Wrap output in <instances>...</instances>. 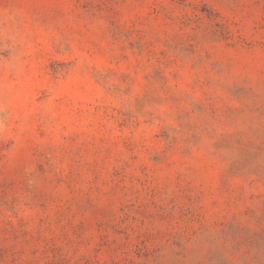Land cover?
Instances as JSON below:
<instances>
[{
  "label": "rangeland",
  "instance_id": "1",
  "mask_svg": "<svg viewBox=\"0 0 264 264\" xmlns=\"http://www.w3.org/2000/svg\"><path fill=\"white\" fill-rule=\"evenodd\" d=\"M0 264H264V0H0Z\"/></svg>",
  "mask_w": 264,
  "mask_h": 264
}]
</instances>
